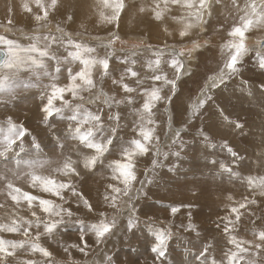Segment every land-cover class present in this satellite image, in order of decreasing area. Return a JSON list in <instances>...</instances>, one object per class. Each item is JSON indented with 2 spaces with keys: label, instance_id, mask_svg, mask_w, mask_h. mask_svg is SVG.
<instances>
[{
  "label": "snow or ice",
  "instance_id": "1",
  "mask_svg": "<svg viewBox=\"0 0 264 264\" xmlns=\"http://www.w3.org/2000/svg\"><path fill=\"white\" fill-rule=\"evenodd\" d=\"M221 0H215L220 4ZM38 11L33 12L32 7L25 3L23 10L32 16L36 24L47 23L50 18L60 13L59 0H33ZM231 3L238 12L239 23L233 24L227 31L230 39L221 45V50H228V57L215 75L209 76L205 86L201 89L203 99L191 104L188 108H181L173 113L168 120L169 132L173 131V125L179 126L174 131L172 143L181 138L182 132L191 126L194 119H199L209 112L206 117L208 121L202 123L204 127L198 128L197 133L206 147L215 148L214 129L239 130L243 132L244 125L238 120L230 118L227 108L218 102L211 92L225 84L226 80L239 71V65L245 56L250 52L246 46V39L252 29H264V0H244L241 8L239 0H231ZM97 4L103 8H110L111 15H105L103 11L99 13L102 23H107L119 28L121 14L127 10L125 0H97ZM154 7L151 9L152 19L163 24L166 13H171L173 8L186 10L187 17L194 18L196 24H207L204 20L205 14L212 15V0H153ZM136 14L144 13L146 9L141 6H134ZM11 10V9H10ZM63 19L56 24V35L48 34H26L27 44H22L15 39L0 35V50L3 56L0 58V104H7L14 98V93L9 84L10 80L20 78V73L26 72L34 76H45L49 78V83L44 86L39 99L41 101L39 110L41 121L48 124L53 118H64L67 114V135L58 138L57 148L60 150L61 160L54 162L51 158L32 159L23 162L18 160L16 168L11 171V176L5 173L0 177V185L6 189V197L14 203L16 207L26 204L30 212V217L19 216L11 218L8 223H0V233L19 234L25 239H5L0 236V264H13L16 260L18 264H58L54 254L49 248L43 246L41 238L54 239L61 227H68L70 224L79 226V243H74L64 247V252L69 256L66 264H80L72 259L71 249H76L79 253L87 256L90 250L85 237L91 233L97 245L107 241L113 234L117 226L116 216L109 218L108 209L118 212L117 201L120 197H127L126 203L129 205L130 215L127 222V229L131 230L135 226L134 217L131 215L135 205L133 200V189L137 182L153 183L154 177L145 181H138L137 166L142 158L154 155L160 156V135L157 132L160 125L156 121V113L159 104L171 106L174 98L178 95V81L184 74V64L180 57L199 50L203 45L197 41H192V47L185 49H173L169 59H165L163 49H157L154 59H146L140 62L136 58L135 52H130L120 60L121 68L117 72L111 61L115 55V43L120 40L118 34L109 33L107 43L104 45L103 56L94 55L96 48L83 42H77L70 33L65 31L61 24L67 26L68 23L75 22V13L72 6L61 13ZM172 20L182 21L183 17L171 16ZM194 27L193 23H184L183 27L176 33H169L177 42L183 41L189 36V30ZM78 35V34H77ZM206 43V42H205ZM257 50L255 55L258 58L259 67L264 70V34L257 36ZM60 47L65 48V52L59 51ZM134 48L138 45H133ZM151 48V45H148ZM168 47V45H166ZM55 62V63H53ZM78 62V67L72 65ZM140 62L141 67H146L150 75L141 77L140 70L135 65ZM167 65L173 71L171 78L162 67ZM94 72L96 75L94 76ZM66 73V83H58L62 74ZM111 80L114 86L113 94L104 92V82ZM164 88L168 89L166 95H162ZM118 89V91H117ZM264 93V81L260 84V89ZM84 93H89L86 97ZM138 99L139 102L138 103ZM209 102H213L209 111ZM96 104L106 106L96 111L90 110L85 105ZM128 111L133 116V120L128 125L131 135L127 139L121 137L123 129L121 121L124 119V112ZM7 127H0V157H7L8 153L19 148L23 151V143L28 135L27 129L23 125H18L9 116L6 121ZM168 138V132L164 133ZM34 148L39 150L40 145L35 138L32 140ZM222 147L227 150L233 158V163L239 158L236 152L224 140ZM118 152L120 159L108 162L107 167L111 170L109 183L105 185L103 195L104 204L102 209L97 207L78 190V183H82L86 177L94 175L98 167H103L108 156ZM73 155L76 159H73ZM165 159L168 153L163 154ZM173 155L179 157L180 152ZM264 160V153L261 154ZM210 163L216 167L218 162L211 160ZM53 165H55L53 167ZM159 165L157 158L151 159V167L154 170ZM218 168L221 176L225 173L228 178H240V173L233 171L232 167L224 163H219ZM48 174H44V170ZM170 171L172 169H169ZM56 175L53 176L52 173ZM146 176H150L145 170ZM249 189L255 192L259 189V196L264 198V176H247L243 178ZM15 180H23L30 190H24L17 186ZM122 185V187L117 185ZM139 191V190H137ZM228 196V200H232ZM59 201V202H57ZM76 208L73 210L72 203ZM258 201L253 196H244L241 201L228 206V214L221 218L223 223L222 231L228 237L227 244L232 247L224 254L226 264H264V229L254 231L252 240L238 239L233 235L236 227L242 222L245 215L254 216L251 211L252 205H257ZM81 206L87 214H95L94 222L89 223L87 219L77 217L81 212ZM5 207L0 204V208ZM180 211L179 207L173 206L170 212L173 216ZM264 220V216L260 217ZM255 223V221H252ZM219 228L220 225H217ZM186 230H194V226L189 223ZM34 233V234H33ZM154 241L151 246L153 264L159 260L164 264L163 258L168 252V241L172 233L169 229H154ZM19 251L27 254L28 258H20ZM208 249L201 255L205 264L207 261ZM38 254V258L37 257ZM109 264L111 259L109 258ZM211 264H217L215 258ZM224 264V260L220 262Z\"/></svg>",
  "mask_w": 264,
  "mask_h": 264
},
{
  "label": "rangeland",
  "instance_id": "2",
  "mask_svg": "<svg viewBox=\"0 0 264 264\" xmlns=\"http://www.w3.org/2000/svg\"><path fill=\"white\" fill-rule=\"evenodd\" d=\"M68 1L59 0V3L64 5ZM10 4H12V0H0V35L15 39L22 44L28 43L24 36L26 34L40 35L51 32L59 35V33H56V24L63 19L61 13L68 10V8L60 9V13L51 17L49 22L46 24L42 22L38 25L33 19L32 22H27L31 18L19 19L21 20L20 23L12 17L10 18L12 7H5ZM125 4L127 5V11L121 14V19L126 18L120 20L119 28L104 23L99 31H84L83 29L89 25L90 18L86 20L81 29L78 28L75 25L76 20L79 19L74 9H72L76 17L74 24L70 22L67 26L63 24L61 26L77 42H83L96 48L97 51L94 55L98 56L104 55V45L107 43L109 33L118 34L120 40L115 43L114 49H110L115 52L111 63L117 72L121 68V58L130 52H135L136 58L143 62L146 59H154L153 53L157 49H163L165 59H169L173 49L191 48L189 46L192 45L193 40L201 41L200 43L203 46L194 51L191 54L192 57L187 54L180 57L184 64V74L177 82L178 95L174 98V103L167 107L159 104L157 106L158 110L154 109L157 124L160 125L157 132L161 137L158 145L161 154L159 157L150 155L142 158L138 163V181H145L147 178L154 177V182L151 184L144 183L143 185L139 182L135 184L132 200L135 208L131 212L135 220V226L131 230L127 229L130 210L129 205L126 203L127 197L121 196L117 201L119 211L108 209L109 218L115 215L117 219L114 234L104 243L97 245L94 236L89 233L85 237L90 245L88 255L84 256L76 249H71L72 259L79 261L80 264H109V258L111 264H153L154 254L150 250L154 241L153 230L159 228L169 229L172 233L171 239L168 241L167 255L163 258L164 264H200V261H204V256L201 253L205 249H208L205 264H211L213 258L216 259L217 264H220L222 260L226 264L224 254L232 246L227 244L228 237L222 231L221 218L227 215L229 205L241 201L244 196H249V198L254 196L258 201L257 205L251 206V211H254L255 215H245L242 222L237 225L235 232L232 233L237 235L238 239L252 240L254 231L264 229V220L260 219L264 216V198L259 196V189L252 192L243 179L247 176H264V160L261 159V154L264 153V93L259 90L261 82L264 81V70L259 67L258 58L255 55L258 48L256 46L257 36L264 34V29H252L247 34L246 46L250 49V52L238 66V73L227 79L220 88L211 92V95L215 97V102L221 103L227 108L230 118L238 120L244 125L243 132L214 129L216 147H206L197 133L198 128L205 126L202 121L208 122L206 117L209 112H205L204 116L193 120L187 131L180 129L182 136L173 144L172 137L179 126L174 124L173 131L169 132V117L181 108H188L191 104L197 103L199 99H203L201 89L205 86L207 78L218 73L219 69L223 67V63L228 57V50L222 51L221 45L230 39L227 36V31L230 26L239 23V16L242 15V12H238L233 7L231 0H221L220 4H216L213 0L212 15L209 17L205 14L204 20L208 23L201 25L203 29H200V25L196 24L194 18L187 17L184 9L173 8L174 10L171 13H166L165 23L161 24L152 19L150 8L154 7L153 0H125ZM239 4L242 8L244 0H239ZM138 5L147 8V11L144 12L145 15L144 13L136 14L134 6ZM104 10H106V13ZM103 12L107 16L111 15L112 10L103 8ZM170 14L184 19L182 21L172 20ZM138 15L142 16L136 17ZM145 18L147 23L152 22V25L157 29V33L149 29V26H144L146 24ZM140 19V22H135ZM122 21L125 22L126 26L121 29ZM98 22H101L100 18ZM184 23H193L194 27L190 29L192 31H189V36L183 41L177 42L165 32V28H167L169 33L173 30L175 31L173 33H176L183 27ZM43 24L45 25L43 26ZM201 36L202 38H200ZM133 45H138V47L134 48ZM148 45L152 47L149 48ZM4 50L6 51V48ZM59 51L63 53L65 48L60 47ZM140 62L135 67L140 70L141 77L150 75L146 67H141ZM72 67H78V62L74 63ZM162 67L171 78L173 71L167 65L162 64ZM65 75L66 73L61 75L58 83H66ZM48 83V77L43 75L37 77L26 72L20 73L19 79L9 81L15 95L6 105L0 104V127L4 126L6 128L7 118L11 116L14 122L23 125L27 129L28 135L23 143V151L16 148L15 151L8 153L7 157H0V177L8 173L9 178L14 179L11 176V171L16 168L18 160L21 162V167H23V162L27 160L51 158L54 162H58L62 159L60 150L56 145L58 138L67 135V114L63 119L60 117L53 118L48 124L41 121L39 95ZM113 88L111 80L104 82L103 90L108 95L113 94ZM167 93L168 89L164 88L162 95ZM84 95L88 97L89 93H84ZM139 102L141 101L138 99ZM85 106L92 111H96L98 108H103L104 112L108 111L106 106L99 103H86ZM211 106H213V102H209V105L206 106L209 107V111ZM20 115L21 117H19ZM132 120L131 113L125 111L124 119L121 121L124 129L120 133L121 137L127 139L131 135L128 125ZM165 132H168V138H165ZM33 138L39 143V150L33 147ZM224 140H227L230 146L239 153V158L235 163H233V158L227 150L222 147ZM236 147H243L247 152H251L250 161H246L243 150L238 151ZM176 151L180 152L179 157L173 155ZM164 153H168L166 159ZM153 158L159 160V165L154 170L151 167V159ZM73 159H76L75 155H73ZM114 159H120L118 152L108 156L103 167H98L94 175L86 177L82 183L77 185L78 190L82 191L83 195L97 209L106 206L103 201L105 185L112 182L109 179L111 170L107 167V164ZM211 160L232 167L233 171L240 173V178L230 180L227 173L221 176L218 164L213 167L210 163ZM146 168L150 176H146ZM44 174H48L47 169L44 170ZM52 175L55 176L56 174L53 172ZM14 182L24 190H30L23 180H15ZM117 186L122 187L119 184ZM136 192L137 194H135ZM228 196H232L233 199L228 200ZM0 204L5 205V207L0 208V223H8L11 218L19 216L30 217L27 205H22V203L20 207H16L6 197V189L3 185H0ZM173 206L180 209L175 216L170 212ZM125 207L127 212L123 211ZM72 208L75 210V202L72 203ZM94 216V213L87 214L82 206L81 212L77 213V217L87 219L89 223L94 222ZM252 221H255V223H252ZM189 223L194 226V230H186ZM217 225H220V227L218 228ZM79 232L78 225L70 224L66 228L61 227L54 239L42 237L40 243L53 252L58 264H66L70 258L64 252V247L79 243ZM0 236L5 239H11V237L12 239L15 237L16 240L25 239L22 235L11 233H0ZM18 255L20 258H28L23 251H19ZM36 258H38V254ZM13 264H18V262L13 260ZM156 264H160V261L157 260Z\"/></svg>",
  "mask_w": 264,
  "mask_h": 264
},
{
  "label": "bare ground",
  "instance_id": "3",
  "mask_svg": "<svg viewBox=\"0 0 264 264\" xmlns=\"http://www.w3.org/2000/svg\"><path fill=\"white\" fill-rule=\"evenodd\" d=\"M3 1V0H2ZM213 1V0H212ZM45 2L47 3V2H49V0H45ZM25 3H28L31 7H32V9H33V12H36V11H38V9L36 8V6H35V4L33 3V0H12V4H10L9 6H5V7H12L11 8V15H10V18L12 17L16 22H21V20H19V19H23V18H31L29 21H27V22H32L33 20H32V16L29 14V13H27V12H25L24 10H23V4H25ZM73 5H71V4ZM147 3V2H146ZM150 3V2H149ZM59 6H60V9H63V8H69V6H72V9H74V11L77 13V15H78V19L79 20H76V25L75 26H77L78 28H80L81 29V27H82V25L86 22V20L88 19V18H90V21H89V25L86 27V28H84L83 30L84 31H90V30H94V31H99L100 30V28L103 26V24L104 23H102V22H98V19L100 18V15H99V13L101 12V11H103V7H101V6H99L98 4H97V0H69L68 2H66L64 5H61L60 3H59ZM129 6V5H128ZM139 6V5H138ZM134 8V7H133ZM145 8V7H144ZM107 9V8H106ZM131 9H132V7H131ZM147 9V8H146ZM149 9V8H148ZM175 9V8H174ZM173 9V10H174ZM150 10H151V8H150ZM179 10V9H178ZM106 10H104V12H105ZM127 11V10H126ZM147 11V10H146ZM128 12H130L129 10H128ZM133 12V11H132ZM135 12V11H134ZM106 13V12H105ZM107 13H108V10H107ZM127 13V12H126ZM149 13V12H148ZM130 14V13H129ZM132 14V13H131ZM130 14V15H131ZM133 15V14H132ZM144 15H145V13H144ZM171 15V14H170ZM134 16V15H133ZM140 15H138V16H136V17H139ZM142 16V15H141ZM140 16V17H141ZM172 16V15H171ZM76 18V17H75ZM124 18H126V17H124ZM124 18H122V19H124ZM149 18V17H148ZM121 19V20H122ZM128 20V19H127ZM146 20V18L144 19V21ZM168 20V19H167ZM141 21V19L140 20H138V21H135V22H140ZM148 21V20H147ZM146 22V21H145ZM121 23V22H120ZM133 23V22H132ZM165 23V22H164ZM74 24V23H73ZM141 24V23H140ZM45 24H43V26H44ZM149 26V29H151L154 33H157V29L154 27V25H152V22L150 23H147L146 22V24H144V26ZM156 25V24H155ZM177 25V24H176ZM52 26V25H51ZM124 26H126L125 25V22H123L122 21V24H121V29L122 28H124ZM145 26V27H146ZM11 27V26H10ZM135 27V26H134ZM137 27V26H136ZM154 27V28H153ZM140 28H142V27H140ZM158 28V27H157ZM193 28V27H192ZM191 28V29H192ZM135 29V28H134ZM138 29V28H137ZM143 29V28H142ZM200 29H203V27H201V25H200ZM43 30V29H42ZM41 30V31H42ZM45 30V29H44ZM55 30V29H54ZM103 30V29H102ZM177 30V29H176ZM189 31H192V30H189ZM43 32V31H42ZM172 32V31H171ZM170 32V33H171ZM173 32H175L174 30H173ZM172 32V33H173ZM153 33V34H154ZM163 33V32H162ZM25 34H26V32H25ZM157 35V34H156ZM25 36V35H24ZM173 37V36H172ZM154 38V37H153ZM200 38H202V36L200 37ZM201 42V41H200ZM204 42V41H203ZM203 45V44H202ZM257 46V45H256ZM186 47V46H185ZM189 47H192V45L191 46H189ZM192 54H193V52H192ZM192 57V56H191ZM186 59V58H185ZM187 65V64H186ZM187 68V67H186ZM184 72H187V71H184ZM246 101V100H245ZM168 114V113H167ZM15 116V115H14ZM17 116V115H16ZM15 116V117H16ZM19 117H21V115L19 116ZM17 120V119H16ZM28 120V119H27ZM26 121V120H25ZM5 123V122H4ZM262 124V123H261ZM28 125V124H27ZM4 127V126H3ZM236 149L239 151V150H243V152H244V155H245V159H246V161H250V159H249V157H250V154H251V152H247L246 150H244V148L243 147H236ZM135 194H137V192L135 193ZM137 196V195H136ZM218 203H221V202H218ZM210 204V203H209ZM232 204V203H231ZM22 205H24V204H22ZM104 205V204H103ZM225 205V204H224ZM106 207V206H105ZM128 207V206H127ZM211 208V207H210ZM214 208V207H213ZM219 209H220V207H218ZM224 208V207H223ZM126 209V210H125ZM125 209L123 210V211H125V212H127V208L125 207ZM218 210V209H217ZM122 211V212H123ZM220 211V210H219ZM225 211V210H224ZM124 212V213H125ZM219 213V212H218ZM220 213H222V212H220ZM226 214H228V213H226ZM128 216V215H127ZM217 216H219L218 214H217ZM220 217H221V215H220ZM20 236V235H19ZM11 239H12V237H11ZM14 239H16L15 237H14ZM60 239V238H59ZM60 241V240H59ZM186 243H189V242H186ZM190 244V243H189ZM97 264V263H96Z\"/></svg>",
  "mask_w": 264,
  "mask_h": 264
},
{
  "label": "water",
  "instance_id": "4",
  "mask_svg": "<svg viewBox=\"0 0 264 264\" xmlns=\"http://www.w3.org/2000/svg\"><path fill=\"white\" fill-rule=\"evenodd\" d=\"M3 51H5L4 49L0 50V58H2L3 56Z\"/></svg>",
  "mask_w": 264,
  "mask_h": 264
}]
</instances>
